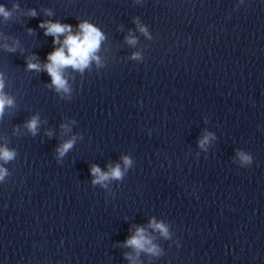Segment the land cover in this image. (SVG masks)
<instances>
[{
    "label": "water",
    "instance_id": "obj_1",
    "mask_svg": "<svg viewBox=\"0 0 264 264\" xmlns=\"http://www.w3.org/2000/svg\"><path fill=\"white\" fill-rule=\"evenodd\" d=\"M0 3L12 12L0 15V74L14 100L0 144L16 152L0 161V264H264V0ZM84 20L106 37L100 62L67 68L58 92L27 67L59 47L40 23L75 32ZM124 156L122 179L93 183L94 165L123 168ZM138 226L158 254L126 244Z\"/></svg>",
    "mask_w": 264,
    "mask_h": 264
},
{
    "label": "clouds",
    "instance_id": "obj_2",
    "mask_svg": "<svg viewBox=\"0 0 264 264\" xmlns=\"http://www.w3.org/2000/svg\"><path fill=\"white\" fill-rule=\"evenodd\" d=\"M14 7L19 6L15 5ZM30 14L32 16L37 15L35 9H33ZM0 15L7 19L12 15V12L5 4L0 3ZM40 27L45 28L46 35L55 37L53 43L59 45V47L48 54L47 63L41 65L33 58L29 60L27 67L37 71L46 70L52 78L51 85L54 86L58 92H68L70 88L65 76V70L70 67L74 70L83 72L90 66L93 60L99 64L100 57L97 53L101 47L102 41L105 40L106 37L98 26L87 20L82 21L78 25V30L75 32L71 24L61 23L59 21H41ZM140 31L147 33V28L145 26H140ZM61 35L64 36L62 41L60 39ZM128 41L134 44L136 43V38L134 36H129ZM5 47L9 46L5 44ZM9 50L14 51L15 46L10 47ZM133 58H141L140 53H134ZM4 87L5 82L3 75L0 74V116L3 115L6 107L14 103L13 98L3 91ZM39 122V117L34 116L27 122L26 126L35 134ZM210 136V133L206 134L200 140L201 147H204L208 143ZM74 142L75 138L69 139L60 145L58 148L59 155L63 156L73 147ZM15 156L16 152L13 149H10L6 144H0V161L7 163L14 159ZM240 161L243 166H251L254 163V157L250 153H243L241 154ZM131 164V157L124 156L123 168L117 163L115 166L109 165L108 171H102L98 165H94L91 168L92 175L94 176L93 183L103 184L105 181L111 179H122L124 169L131 166ZM7 175V168H5L3 164H0V182H2ZM149 227L158 230L165 237L169 235L168 226L163 221H157L153 218L149 223ZM126 244L134 247L138 251H147L152 254H158L160 251L157 246L153 244L152 238L148 235L147 229L143 226H138L136 228L135 233L126 240Z\"/></svg>",
    "mask_w": 264,
    "mask_h": 264
}]
</instances>
